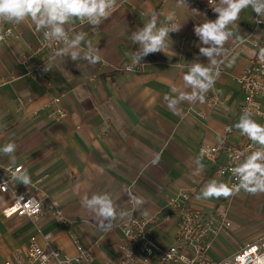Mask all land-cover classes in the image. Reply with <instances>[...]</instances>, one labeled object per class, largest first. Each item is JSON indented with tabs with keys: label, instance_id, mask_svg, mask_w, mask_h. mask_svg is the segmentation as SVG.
Segmentation results:
<instances>
[{
	"label": "crops",
	"instance_id": "obj_1",
	"mask_svg": "<svg viewBox=\"0 0 264 264\" xmlns=\"http://www.w3.org/2000/svg\"><path fill=\"white\" fill-rule=\"evenodd\" d=\"M118 4L99 28L79 26L78 21L74 25L101 50L102 59L94 66L83 59L72 62L58 57L48 62L46 76L21 78L24 68L19 57L30 50L40 32L30 22L20 24L21 40L0 42V79L9 81L0 87V145L9 141L17 145L16 163L10 165L7 157H0V166H22L30 184L41 179L34 193L41 200L47 198L35 220L5 219L1 209L7 198L0 194L2 261L16 264L23 259L29 239L36 237L40 243L48 238L69 264H76L75 241L90 250V264H117L120 225L125 219H117L111 231L104 233L80 204L85 193L104 191L117 201L118 213L127 209L128 190L142 197L145 203L135 206L155 220L152 237L165 245L173 244L176 233V220L167 217L168 201L179 192L190 193L193 206L220 228L218 235L209 239L208 257L215 264L230 260L245 244L264 239V194L241 190L229 198H197L207 181L226 183V178L216 173L217 167L226 163L223 152L215 164L204 157V171L194 174L202 148L235 145L241 138L232 128L243 102L237 79L253 57L252 40L260 35L254 24L257 14L248 8L237 21L244 43L229 46L237 58L231 67H222L214 89L208 92L216 104L185 103L182 116H177L168 110L163 97L173 85L182 83L189 63L207 62L199 54L203 45L194 26L202 23L205 15L215 19L217 14L208 0H187V9L176 7L175 0H118ZM153 8L165 13L158 27L166 22L168 12H175L182 27L169 34L171 43L163 52L141 60L143 71L124 72L121 68L132 61L131 53L139 47L126 33L142 27ZM193 9L199 15L191 13ZM56 97H61L63 118L56 116V106L51 103ZM19 100L23 102L20 109ZM253 119L264 124V100L260 114H254ZM157 156L159 162L153 163ZM13 185L21 188L23 184L15 180ZM50 201L58 203L72 226L64 227L53 218Z\"/></svg>",
	"mask_w": 264,
	"mask_h": 264
},
{
	"label": "clouds",
	"instance_id": "obj_2",
	"mask_svg": "<svg viewBox=\"0 0 264 264\" xmlns=\"http://www.w3.org/2000/svg\"><path fill=\"white\" fill-rule=\"evenodd\" d=\"M175 4L178 8L187 9V0H175ZM208 4L217 14L216 18L208 19L205 15L203 22L194 26V34L203 45L199 47V54L205 57L207 62L194 60L189 63L182 74V83L173 85L170 94H165L163 97L168 110L177 116H182V105L185 103L189 105L206 103V94L214 89L221 76L222 67H231L235 64L237 56L232 54L229 46L237 42L244 43V35L240 34V25H237L241 13L251 8L258 17L255 23H264V0H208ZM118 7V0H0V25H20L30 22L35 31L42 32L47 44L62 45L53 48L51 60L68 57L72 62H76L83 59L88 65L94 66L102 59L101 50L93 45L86 32L77 31L74 25L78 21L80 26L99 28ZM191 13L199 15L196 9ZM148 15L150 18L142 27L130 29L126 33L128 40L139 46L138 50L131 53L132 65L128 67L129 71H132L134 66L140 65L141 60L149 54L163 52L171 43L169 34L178 32L182 27L176 20L175 12H168L166 22H161L159 27L157 26L159 18L165 13L153 8ZM68 25L73 27H67ZM233 25L236 27L233 28ZM4 39V35L0 34V41ZM257 57L259 62L264 64V47H259ZM45 71H50L46 65ZM253 116V109L245 108L239 115L238 121L232 126L240 135L247 137L258 146L242 161L237 157V162L229 169L236 183L227 184L214 179L209 180L202 186L198 199L229 198L239 194L241 190L251 195L264 194V124L258 123ZM16 151L17 145L14 141L0 145V157H7L10 165L16 163ZM206 154L207 150L202 148L195 161L194 174L204 171L202 160ZM159 159L160 157L157 156L153 163H158ZM4 170L12 171L11 167ZM12 179L26 186L31 182L26 170L17 169ZM126 193L134 205L142 206L145 203L142 197L134 195L131 190ZM80 204L97 222L98 230L104 233L111 231L117 219L130 218V214L126 211L118 213L117 201L107 191L91 195L85 193ZM143 215L148 217L149 213L144 211ZM38 254L41 264H46L49 255ZM58 255L55 252L51 253V256L57 258ZM181 259L184 264H189L187 257ZM58 264H63V261L58 260ZM224 264H231V261L225 260Z\"/></svg>",
	"mask_w": 264,
	"mask_h": 264
},
{
	"label": "built area",
	"instance_id": "obj_3",
	"mask_svg": "<svg viewBox=\"0 0 264 264\" xmlns=\"http://www.w3.org/2000/svg\"><path fill=\"white\" fill-rule=\"evenodd\" d=\"M255 29L260 31V35L252 40L253 57L249 65L237 79L243 102L239 107L241 114L245 108L251 107L254 114H260L261 101L264 100V64L259 62L257 53L259 47H264V23L257 24L255 21ZM79 25V23H78ZM80 26V25H79ZM5 39L0 41L9 44L12 41H19L22 33L18 25H3L0 30ZM62 45L47 44L42 32L37 35L36 41L30 46L29 51L22 52L19 57V64L23 66L24 73L21 78L44 77L49 71H45V65L49 68L48 62L53 52V48ZM44 56V58H42ZM38 58H42L38 60ZM132 65V61L124 65L121 70L124 72L138 73L143 71V64L136 65L132 71L128 67ZM9 81L0 79V87L6 85ZM61 97L52 100V104L56 106V116L63 118L66 113L60 108ZM206 103L209 105L216 104V100L210 93L206 94ZM18 108H23V102L18 101ZM256 146L242 136L235 145H209L207 146V154L204 156L209 162L215 164L218 155L223 152L226 157V163L217 167L216 173L220 177L226 178L227 184L236 183L235 178L229 169L234 165L236 158L242 161L247 154L254 150ZM11 167L12 171L6 172L4 168ZM17 169L22 171V166H0V194L7 198V203L2 207L1 214L5 219L12 217L26 218L35 220L43 211V201L34 193L36 183L22 185L16 188L13 183L12 175ZM49 208L52 210L53 218L64 227L72 226L71 220L63 213L59 205L55 201H50ZM167 217L176 220V233L173 244H162L152 237V227L155 220L151 217H145L143 212L138 210L136 206L129 200L127 209L130 218L126 217L125 221L120 225L122 233V241L117 245V264H184L181 257H187L189 264H215L208 257V251L211 247L210 238H215L220 232V228L215 222L204 215V213L193 206L192 198L188 192H179L174 198H171L167 204ZM229 226L228 223L225 224ZM76 264H90L93 260L92 254L88 248L80 242L75 241ZM58 253V258L51 256V253ZM45 253L49 255L46 264H69V259L63 257L59 249L53 247L48 240L44 238L40 243L36 237H31L25 251L23 259L18 260L16 264H41L40 255ZM231 264H264V239L256 243H247L242 246L238 252L230 259ZM0 264H12L10 261H2Z\"/></svg>",
	"mask_w": 264,
	"mask_h": 264
}]
</instances>
